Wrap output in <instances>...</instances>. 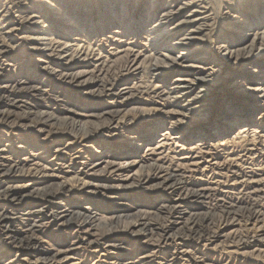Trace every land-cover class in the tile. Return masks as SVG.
Here are the masks:
<instances>
[{"label":"bare ground","instance_id":"bare-ground-1","mask_svg":"<svg viewBox=\"0 0 264 264\" xmlns=\"http://www.w3.org/2000/svg\"><path fill=\"white\" fill-rule=\"evenodd\" d=\"M11 73L18 74L17 79ZM144 75L150 83L148 94L164 104L137 109L148 116L161 111L166 122L139 126L134 117L126 121L127 107L143 85L135 81H143ZM226 92L247 101L232 102ZM214 96L227 97L219 122L196 132L186 128L188 117L206 112ZM37 97L52 98L64 115L37 104ZM91 101L100 105L87 106ZM12 118L10 149L0 150V185L8 183L0 189V264H85L89 256L83 259L84 251L130 254L129 243L152 247L135 262L123 258L112 264L180 259L221 264L206 257L202 248L226 238L236 225L227 220L217 227L207 216L187 212L191 200L203 198L204 190L193 192L183 176L194 172L201 155L215 147L228 150L238 139L264 144V0H0V125ZM114 124L131 135L117 139ZM165 124L169 128L162 131ZM255 124L260 131L251 136ZM236 127L238 134L226 137ZM56 128L69 138L45 165ZM46 133L40 144L38 135ZM157 135L161 140L151 144ZM211 139L216 143H209ZM170 141L178 161L165 166ZM16 142L22 143L17 152L11 149ZM253 178L249 181L257 187L264 183ZM50 179L60 182L39 187ZM136 190L165 193L170 205L133 217V207L120 201ZM77 194L82 197L71 203ZM101 197L128 214L102 209ZM161 218L167 221L160 223ZM250 218L260 219L256 212ZM121 223L128 236L121 238L122 244L113 238ZM54 227L73 232L70 242L59 241L50 254L42 245ZM263 227L250 229L248 237L229 239L230 247L239 249L242 257L263 258ZM9 248L20 253L2 263L13 252ZM162 250L166 258L158 257ZM34 254L47 256L33 262L29 256Z\"/></svg>","mask_w":264,"mask_h":264},{"label":"rangeland","instance_id":"rangeland-1","mask_svg":"<svg viewBox=\"0 0 264 264\" xmlns=\"http://www.w3.org/2000/svg\"><path fill=\"white\" fill-rule=\"evenodd\" d=\"M66 1L69 2L71 0H66ZM13 74L14 73H11V75H13ZM13 76H15V78L17 79L18 74L15 73ZM175 77L176 76H172L169 79V81H168L169 86ZM198 77L202 78V76H198ZM142 78H143V81H140V82L135 81V83H137V85L142 84V83H143V85H141L142 89L138 90V92H135V94H136L135 101L136 102L134 101L133 103H131V105H129L127 107V112H128L127 114L129 115V117H128L129 120H126V121L129 122L130 120H132L131 117H134L136 120V123H138L139 126H147L148 124H150V123L153 124L155 122H162V121L166 122L164 120V116H163V113L161 111H158V112L152 111L153 113H151L152 114L151 116L144 115L143 113L141 114L140 109H142V108H144V109L154 108L153 103L164 104V101L157 100V99H155V96L148 94L149 90H150V83H149L148 75H144V77H142ZM144 83L147 85H145ZM56 92H58V90H56L55 92L54 91L51 92V94L54 95ZM226 94L228 95V96L226 95L227 97L232 99V102L247 101L244 97H241L240 95L230 94L229 92H226ZM78 95L79 94L74 93V96H78ZM69 96H70V97H68L69 101H71L73 99L72 95H69ZM193 96H195V93L192 95V97ZM227 97L224 98L221 96L220 99L216 98V96L212 97L211 100L207 101V104H211L210 106L206 107L207 111L206 112H200L197 115L189 116L187 119V124L185 127L188 128L189 130L192 129L194 132H196L199 130H203V128H205V126H207V124H208V126L210 125L209 127L216 125L215 122L217 120H218L217 122H219V120H220L218 116L223 114V112H222L223 104L222 103L225 102L224 100ZM36 100L35 101L37 102V104L44 105L45 108H48L49 111H51L52 113L54 112V113H56V115H61V117L64 115L62 112V108L59 109L56 106V103L54 102V100L52 98L50 100H48V98L43 99L41 97H37ZM99 101L101 102L103 100H99ZM71 102H73L72 104L76 105V99H73V101H71ZM65 105H66L65 107L71 106L68 103H66ZM86 105L95 107V106L100 105V104H95V103H92V101H91V102H89V104L86 103ZM84 106H85V104H84ZM158 107H160V106H158ZM134 108H136V109L140 108V109L134 110ZM166 109L167 110H169V109L170 110H172V109L176 110V108H171V107H168ZM82 110H84V109H82ZM136 115H138V116H136ZM12 120H13V118L10 119V121L6 125H0V150L10 149V148H7V145L10 143L8 140L11 137V135L15 133V131H13V129H11V124H12L11 121ZM91 120L94 121L93 118ZM29 124H30V122H29ZM90 126L91 125L88 124L87 127H90ZM255 126H256V124L252 125L250 127L249 134L251 136L255 135L256 132L260 131V130L258 131V129L255 128ZM57 128L55 129V132L57 131L58 135H56V136L54 135V137H53V138H55L56 141L52 144L51 151L49 152V155H47L46 160L42 162L45 165H47L48 161L53 158L55 150L59 147H62L61 146L62 144H66L67 139L69 138L65 134H59L61 131L57 130ZM112 128H118L117 133H119L120 136L117 137V139L122 140V134L127 136V137L131 135V134H129V132H131V131H129V132L123 131V129H119L120 127H117L116 124H114L112 126ZM165 128H169L168 124H165V127L161 128V130L164 131ZM140 130L141 129H139V131ZM209 130H210V128H209ZM215 131L213 129V137H214ZM28 132L29 131H27V135L33 136V135H30V133H28ZM238 132H239V127H236V129L231 131L229 134H227L226 137H228L229 139H233L234 136L238 134ZM182 133L183 132L180 131L179 133L178 132L175 133V135H179ZM206 133H208V132H206ZM262 134H264V132ZM38 136L39 137L36 140H38L39 142L41 141L40 144H42L43 140L47 139L46 138L47 133L44 134L42 137H40V135H38ZM160 140H161L160 135H157L151 141V144L157 143ZM246 140H247V142H246ZM195 141H196V139L193 142H195ZM172 142H174V141L168 142V146H166V148H167L166 149V158H165V162H164V163H166L165 166H170V164L172 162L175 163L178 161L177 160L178 157L176 158V155L171 152V150L175 149V147L172 145ZM193 142L187 143V146L189 145V147H190L193 144ZM210 142L215 144L216 140L211 139L209 141V143ZM149 144H150L149 142L143 143V146L141 147V150H139V152L144 151L145 147H147V145H149ZM21 145H22V143L16 142L14 145H11V149L13 148V150L15 152H17L19 150L18 148ZM113 145L117 146V145H122V144L115 143ZM77 149H78V144L75 147V151ZM94 149H97V148L95 147ZM252 149H254V151H251ZM252 153H254V154H252ZM173 154H174V156H173ZM93 155H94V151H93ZM203 157H204V160L202 159ZM62 158L66 159L67 163H70V157L63 155ZM174 158H176V159L174 160ZM166 159H168V160H166ZM172 159H173V161H172ZM234 160H236V161H234ZM198 161L202 162L200 164V166H198V168H195L194 172L192 171V172L185 174L183 176V179L189 184V187H191V190L193 192L197 193V192H199V190H202V191L204 190L203 195H202L203 198L192 199L191 202L189 203L188 207H187V212H189L190 214H196L197 213L196 215H198L201 218L207 216L208 217L207 219L210 218L212 220V223L215 222L214 224H216L217 227L221 226L227 220H228V222L229 221L233 222L236 225V226L232 227L231 229L227 230V232H226L227 237L226 238L221 239L220 242H217V244L209 245L207 247H203L201 252L206 257H208L211 261H216L217 263L221 262V264H223V263L226 264L227 262H228L227 264H231V263L232 264H264V257L259 258L260 256L257 257V255H254V256L248 255L246 257H242V256L238 255L239 253H242V252L239 251V249H237V248L230 247L231 242L229 243V239L233 240V239H235V237H236V239L248 237L250 234H252L250 232V229L253 231L254 230L258 231L259 228H262L264 226V185H263L264 183H261L257 187V186H255V184H252L251 181H249L253 177H254L253 178L254 180L255 179L256 180L264 179V144L261 142L260 143H254L252 141H249L248 139H242V140L238 139V140L234 141L233 144L228 147V150H227V148L215 147L214 149L211 150L210 154H204V155L202 154L201 158ZM208 161H210V162H208ZM216 162L219 165L216 164ZM228 162H230V163H228ZM237 162H238V164H236ZM76 167L80 168V164L77 165ZM256 168H258V169H256ZM259 169H260V171H259ZM252 170L254 171L255 174L252 172ZM243 172H244V174H243ZM256 174H259V175H256ZM247 180L249 181V183ZM89 181H93V179H91ZM95 181H97L96 183H100V184L107 185V186H110L112 184V182L109 180L96 179ZM59 182H60L59 179H50L49 181L45 182L44 184L40 185L39 187L40 188L44 187V186L45 187H53L56 183H59ZM7 184L8 183H3L2 185H0V189L6 187ZM46 185H48V186H46ZM261 188H263V189H261ZM210 190H211V192H210ZM128 196H130V195H128ZM80 197H82V196L80 194H77L73 198V200L71 199V203L76 202L78 200V198H80ZM100 199H99L101 202L100 207L102 209H108V210L114 209V211H116V209H117L116 207H113L112 204H109V205L105 204L107 202H105L102 197ZM168 200L169 199H167V195L165 193L160 192V191H159V193H150V192H145L144 190H136V191L131 193V197L126 198V199L125 198L122 199V201H120V203L124 204L125 206H132L133 211L131 212V214H133V217H136L138 215L137 212H139V211L143 212V211L148 209L147 211H150L149 213H153L156 211V207L158 208V207H161L163 205H170L167 202ZM105 205H107V207ZM153 206L155 208L150 210ZM100 207H96V208L100 209ZM1 208H3V207H1ZM71 210H74V209L71 208ZM241 212H242V214H241ZM255 212H256L258 218H260L257 221H256V219L250 218V216L252 214H254ZM111 213L112 212L107 213L106 215L110 216V215H112ZM125 214H128V213H123L120 210L116 211V213H115V215H125ZM233 214L234 215L236 214V215L234 216ZM237 215H239V216H237ZM248 216L250 219L248 218ZM131 219H133V218H131ZM222 219H223V221H222ZM122 220L128 221V222L131 221V220H126V219H122ZM166 221H167V219H165V218H161L159 220L160 223L166 222ZM121 226H124V224L121 223L119 225L120 230L117 233L116 232L114 233L115 236L113 238H117V242L122 244V243H124V241L121 238L125 239V237L128 238V236L123 233V231H122L123 228H121ZM176 229L177 228L173 229L172 232H174ZM71 231L72 230H68V227H61L60 229H57V227L52 228V230L49 232L50 237L48 236V238L45 239L42 246L44 248H46L47 252H49L51 254L53 252L52 251L53 248L58 246L59 241H61V240H68V242L71 241V236L69 235V233ZM246 233H248V234H246ZM261 233L259 234V236L264 237V232H261ZM40 234H42V231ZM45 234L47 235V233H45ZM253 235H255V234H253ZM50 246H52V247H50ZM151 247H152V245H148V244H147V247L143 248V247H140L139 245H135L134 243H132V244L129 243L130 251H128V252H131L130 254H127V251H121L119 253H114V254H118V255L101 256L99 254L89 255L88 251H84L82 253L83 254L82 256H83V259H85V260H86L85 256H89L87 258L85 264H112L113 262H116L117 260H121L123 258H127L128 260H132L133 262H135L137 260V257L139 256V254L146 252ZM10 250H12L13 252L8 257H6L2 263H5L10 259L15 258L16 254L20 253V252H18L17 249H10ZM212 250H214V251H212ZM238 251H239V253H237ZM162 252H164V250H162L161 253L157 254L158 257L166 258L167 254L166 253L164 254ZM228 252H230V254ZM46 256L47 255H43V254L42 255L34 254L32 257L29 256V258L31 260H33V262H35L37 259L43 258ZM180 260L175 261L173 263H170V262L166 263L165 261L160 260L159 264H193L192 261L190 262V260L188 262L183 261V260L180 261ZM156 262H155V264H157ZM152 264H154V263H152Z\"/></svg>","mask_w":264,"mask_h":264}]
</instances>
